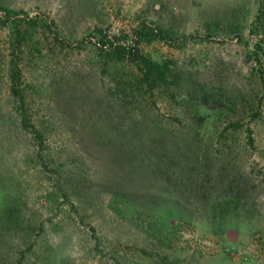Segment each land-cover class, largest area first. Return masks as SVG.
Segmentation results:
<instances>
[{
	"label": "rangeland",
	"instance_id": "1",
	"mask_svg": "<svg viewBox=\"0 0 264 264\" xmlns=\"http://www.w3.org/2000/svg\"><path fill=\"white\" fill-rule=\"evenodd\" d=\"M0 264H264V0H0Z\"/></svg>",
	"mask_w": 264,
	"mask_h": 264
}]
</instances>
